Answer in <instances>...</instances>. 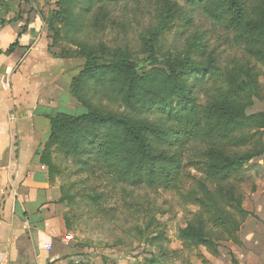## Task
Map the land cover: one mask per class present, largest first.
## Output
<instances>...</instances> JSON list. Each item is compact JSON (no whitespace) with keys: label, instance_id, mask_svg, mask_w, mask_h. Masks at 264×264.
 <instances>
[{"label":"rangeland","instance_id":"obj_1","mask_svg":"<svg viewBox=\"0 0 264 264\" xmlns=\"http://www.w3.org/2000/svg\"><path fill=\"white\" fill-rule=\"evenodd\" d=\"M54 5L50 12L60 11ZM70 7L69 16L52 18L51 36L57 56L79 57L82 49L78 45L96 50L101 45L106 49L98 52L101 61L125 60L135 64L139 73L153 67L150 46L153 58L159 61L185 57L198 72L190 76L187 87L199 110L210 105L217 87L220 92L226 91L220 78L227 72L237 77L240 69H252L259 73L261 95L247 114H264L263 67L246 54L243 45L234 42V32L207 16L203 6L185 0H73ZM75 64L74 77L84 58L77 59ZM90 97L97 112L164 129L153 110L132 115L115 96L101 93ZM169 127L174 129L176 124ZM234 138L250 139L244 145L185 140L179 156V178L168 188L163 184L149 187L136 180L115 181L97 167L96 161L66 156L53 148L51 176L46 170L50 184L59 188L63 198L58 204L64 210V230L55 239L64 247L63 260L72 258V263L79 264H239L237 255L241 247L263 253V241L254 246L241 244L238 239L251 231L264 235V192L254 194L258 186L264 187V157L246 168H238L225 182L211 180L208 175L211 150H220L232 158L253 151L259 135L245 131ZM261 138L264 143V131ZM151 144L156 155L165 150L152 139ZM214 190L228 194L230 199L219 198L220 211L213 210L206 194ZM239 197L247 216H240L231 207ZM230 216L239 225L233 241L228 239V230L233 229L229 224L225 229L215 225L217 220L228 221ZM198 220L203 221V232L213 240L212 245H202L182 235ZM261 262L264 260L257 261Z\"/></svg>","mask_w":264,"mask_h":264},{"label":"trees","instance_id":"obj_2","mask_svg":"<svg viewBox=\"0 0 264 264\" xmlns=\"http://www.w3.org/2000/svg\"><path fill=\"white\" fill-rule=\"evenodd\" d=\"M72 1L58 0L56 4L61 12H50L48 16L47 26L53 47L52 18L69 16ZM185 1L203 6L213 22L224 23L228 30L234 32V42L243 45L246 54L264 69V0ZM78 48L82 49L79 57L60 58H84L83 66L70 82V95L85 111L80 115H67L53 110L46 116L50 133L38 154L40 165L48 169L49 176L54 170L51 162L53 148L66 156H84L87 161H96L97 167L104 169L115 181L136 180L149 187L163 184L167 188L174 186L179 178L182 168L179 156L183 142L187 139H209L213 143L237 142L236 145H244L250 138L248 141L247 138L236 140L235 135L245 131L259 135L257 147L248 153L236 154L231 158L220 150H211L208 175L216 182L228 181L237 173L238 168H246L252 160L264 155V143L261 141L264 114H247L254 100L260 99L261 95L259 73L254 70L240 69L237 77L233 76L235 73L227 72L220 78L221 84L227 87L226 91L220 92L217 87L214 91L216 94L210 98V105L199 110L187 87L190 76L198 75V72L187 58L159 61L153 58V48L150 46L149 59L153 67L149 72L139 73L135 64L125 60L101 61L98 52L106 51L101 45L97 50L83 44L78 45ZM12 49L4 54H9ZM101 93L118 98L123 108L132 115L153 110L164 129L151 127L143 121L137 123L127 117L97 112L90 95ZM173 123L176 124L174 129L169 127ZM151 139L165 150L154 154ZM206 194L216 211L222 208L219 198L230 201L228 194L219 190ZM242 200L239 197L234 206H229L236 209L240 216H247ZM62 201L61 196L58 203ZM231 217H228V221L219 219L215 225L225 229L229 224L233 229L232 232L228 230V239L233 241L239 225ZM203 226V221L198 220L196 226L183 230L182 235L202 245H212L214 242L204 234Z\"/></svg>","mask_w":264,"mask_h":264},{"label":"crops","instance_id":"obj_3","mask_svg":"<svg viewBox=\"0 0 264 264\" xmlns=\"http://www.w3.org/2000/svg\"><path fill=\"white\" fill-rule=\"evenodd\" d=\"M56 1L0 0V264H79L63 260L64 247L55 243L64 210L38 154L50 133L47 115L85 111L70 95L77 59L57 56L49 36L47 19ZM260 192L264 187L254 194ZM238 240L257 246L264 235L251 231ZM48 243L50 250L43 248ZM237 256L239 264L264 260V252L243 247Z\"/></svg>","mask_w":264,"mask_h":264},{"label":"built area","instance_id":"obj_4","mask_svg":"<svg viewBox=\"0 0 264 264\" xmlns=\"http://www.w3.org/2000/svg\"><path fill=\"white\" fill-rule=\"evenodd\" d=\"M67 238H68V237H67ZM43 248L46 249V250H50V249H51V244H50V243L45 244V245L43 246Z\"/></svg>","mask_w":264,"mask_h":264}]
</instances>
